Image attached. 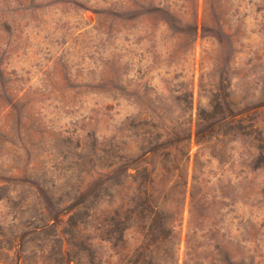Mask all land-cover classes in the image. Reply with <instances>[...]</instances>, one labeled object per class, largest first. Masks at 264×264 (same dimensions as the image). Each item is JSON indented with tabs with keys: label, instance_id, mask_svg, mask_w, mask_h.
Listing matches in <instances>:
<instances>
[{
	"label": "rangeland",
	"instance_id": "rangeland-1",
	"mask_svg": "<svg viewBox=\"0 0 264 264\" xmlns=\"http://www.w3.org/2000/svg\"><path fill=\"white\" fill-rule=\"evenodd\" d=\"M158 101L169 147L192 125L179 263L264 264V0H0V259L154 263L167 233L137 249L147 177L126 166Z\"/></svg>",
	"mask_w": 264,
	"mask_h": 264
},
{
	"label": "trees",
	"instance_id": "trees-1",
	"mask_svg": "<svg viewBox=\"0 0 264 264\" xmlns=\"http://www.w3.org/2000/svg\"><path fill=\"white\" fill-rule=\"evenodd\" d=\"M207 2L209 0H206ZM162 24L168 29H173L174 23L166 19H162ZM195 34H198V25L194 29ZM214 90L212 94L216 96V101H224V95L218 94L219 89L213 85ZM157 104L148 105L147 103L141 102V113L144 117L150 119V124L143 129L142 141L145 151L143 158L139 165L135 168L137 173L133 175L129 173L131 166H126L127 176H136L145 174L146 184L144 190L141 191L144 194V201L142 208L144 211V219L147 230L141 233L143 238L141 244L137 249L143 250L144 243L147 241L148 236L153 232L164 230L167 233L165 240L159 238L158 242L163 243L164 247L159 252L155 262L144 264H180L178 258V252L182 242V224L184 219V212L186 208V202L189 194L190 184V172L189 162L190 155L187 153V142L191 138L192 125L187 126L188 121L183 115H180V119L183 120L180 124V135H177L178 141L174 147H169L168 141L173 137L174 128L172 127V118L170 112L163 106L161 101L156 102ZM223 103V102H222ZM241 113H234L230 109L222 114L218 115L217 123L222 121L236 122L244 120L238 118ZM253 126L257 130H260V123L258 121L253 122ZM190 128V135H187V130ZM255 142L262 145H258L256 150L258 153L264 154V138H255ZM256 146V144H255ZM157 160L156 164L152 165V162ZM167 174L170 178H173V185L170 186V197L169 202L160 201L159 194L164 190H156L155 185L157 177H165ZM153 179V180H151ZM195 180V177L193 178ZM152 181V182H151ZM159 193V194H157ZM166 204H169L168 207ZM198 205V199L191 195V215L194 209ZM193 211V212H192ZM166 247V248H165ZM147 250V248H145ZM0 264H33L28 259L12 260V259H0ZM186 264V263H185Z\"/></svg>",
	"mask_w": 264,
	"mask_h": 264
}]
</instances>
